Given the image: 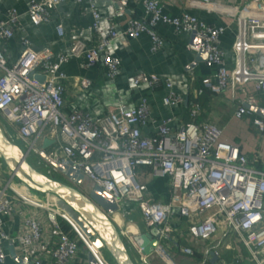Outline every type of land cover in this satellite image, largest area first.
I'll use <instances>...</instances> for the list:
<instances>
[{"label": "built area", "instance_id": "obj_1", "mask_svg": "<svg viewBox=\"0 0 264 264\" xmlns=\"http://www.w3.org/2000/svg\"><path fill=\"white\" fill-rule=\"evenodd\" d=\"M63 1L66 0H29L27 18L33 24L47 21L51 11ZM72 1L85 2L82 11L91 16L88 28L94 34L93 42L87 44L76 38L68 48L54 53L47 47L33 49L29 38L21 35L22 49L10 63L0 46L3 133L21 145L26 157L38 156L52 175L67 180L58 169L65 166L81 174L91 185L99 186L109 194L117 210L124 203H135L145 226L143 231H155L151 236H156V244L148 254L142 253V247L134 240L138 233L121 227L113 213L110 215L122 241L135 257V264H148L150 255L158 256L165 264H174L161 243L170 239L171 233L180 231L170 223L174 214L186 220L190 239H207L218 227H224L236 236L252 264H264V157L248 159L238 143L222 138V130L215 123L195 122L199 114L197 96L204 89L218 94L226 87L234 89L251 82L264 99V1L230 4L195 1L233 17L236 28L230 67L218 45L225 28L222 24L206 23L185 11L168 15L158 0H141V16H129L121 30L109 26L102 34L93 1ZM112 2L117 5L113 15L121 16L119 0ZM1 11L4 16L0 17V40H4L18 27L20 12L13 6ZM157 23L193 35L194 41H187L185 47L201 49L203 63L210 68L209 75L201 79L195 90L196 97L188 102L189 121L179 129H172L171 118L157 120L151 115L143 96L133 107L118 104L95 117L81 109L63 111L62 62L80 55L86 65L100 63L106 76L112 78L117 73L119 58L111 52L110 40L145 32L150 38L149 49L156 50L162 44L155 30ZM56 30L61 33L60 23L56 24ZM36 74L42 75V79ZM133 82L149 86L161 83L166 88L161 96L162 105L175 106L183 101L168 77L141 71L133 75ZM253 107H258V99L247 94L233 116H244L248 125L263 137L264 115L254 116ZM146 125L154 128L152 135L142 132ZM44 139L51 143L42 147ZM137 167H147V177L168 179L167 201L153 200L148 195L145 182L134 172ZM13 178L0 161V264L7 257L3 243L12 231L11 241L21 263L71 264L78 255H84L79 241L87 253L90 251L66 214L55 207V196L42 193L44 200L40 202L30 195L28 187ZM179 251L183 255L192 252L189 246H181ZM91 255L97 264H107L98 251L97 256Z\"/></svg>", "mask_w": 264, "mask_h": 264}, {"label": "crops", "instance_id": "obj_2", "mask_svg": "<svg viewBox=\"0 0 264 264\" xmlns=\"http://www.w3.org/2000/svg\"><path fill=\"white\" fill-rule=\"evenodd\" d=\"M92 1L99 13V27L102 34L109 26L119 31L123 28L127 17L143 14L141 0H119L120 7L123 9L121 16L113 15L117 5L112 0ZM195 1L158 0L163 12L168 15H178L185 11L194 14L206 23L224 25L225 28L219 36L218 45L230 67L233 62L231 44L236 28L233 17L224 11L196 4ZM214 1L230 4L241 3L244 0ZM28 2L29 0H0V9L13 6L20 12L18 27L14 29L9 38L0 40L3 55L8 63L16 60L22 49L21 35L29 38L30 46L33 49L47 47L54 53L68 48L76 38L87 44L95 40L93 32L88 28L91 16L89 12L82 11V5L85 2L77 3L72 0L60 2L51 11L49 20L37 24L31 23L27 18ZM3 16L4 13L1 11L0 17ZM57 23L61 24V33L56 30ZM155 30L162 38V44L153 51L149 49L150 38L145 32L132 38L118 37L110 40L109 48L119 58L117 73L112 78L106 76L105 69L100 63L86 65L80 55L71 56L62 62L60 68L65 74L62 78L63 111L81 109L95 117L106 113L110 107L118 104H123L128 108L133 107L139 97L143 96L148 102L151 115L157 120L171 118L169 124L172 129H179L189 121L188 102L196 97L195 90L200 85L201 79L209 75L210 68L204 65L203 57L197 51L185 47L187 41H194L191 34L177 32L166 23H157ZM141 71L170 78L172 88L183 97L181 104L162 105L161 96L165 93L166 88L161 83H155L153 86L144 82L134 83L133 75ZM83 79L86 82L82 81ZM247 94L258 99V107H264V99L260 98V92L253 89L251 82H246L243 86L240 85L234 89L226 87L218 94L204 89L197 96L199 114L195 122L215 123L221 128L223 139L238 143L248 159L257 158L260 160L264 157V136L261 137L258 145L252 131L243 136L239 120L245 119V117L235 118L233 116L236 106ZM253 115L258 116L259 114L254 113ZM244 127L243 129L246 131L250 128L247 121ZM142 132L152 135L154 128L151 125H146L142 128ZM259 163L260 161L256 164ZM148 171L149 169L146 167L136 168L138 179L145 182L148 195L153 200L167 201L169 198L168 179L166 177H147ZM126 204L124 203L117 212L113 213L114 220L121 227L127 228L129 232H142L145 230V226L140 219L139 212L137 211V217L132 219L134 207ZM170 221L176 230L180 229L179 232L171 233L170 239L164 240V247L170 253L174 264H252L236 236L224 227H218L207 239H190L187 234V222L183 217L174 214ZM12 238L13 231L9 239L3 243L7 254L4 264H21L16 257ZM172 243H175V247L171 245ZM181 246L191 247V254L183 255L179 251ZM129 252L132 260L136 261L130 250ZM194 254L199 257L198 260L192 258ZM85 258L83 254L78 255L71 264H86ZM212 258L214 260L210 261ZM148 264L165 263L158 256L150 255Z\"/></svg>", "mask_w": 264, "mask_h": 264}, {"label": "water", "instance_id": "obj_3", "mask_svg": "<svg viewBox=\"0 0 264 264\" xmlns=\"http://www.w3.org/2000/svg\"><path fill=\"white\" fill-rule=\"evenodd\" d=\"M197 52L204 58V52L201 49ZM36 77L39 80L42 79V75L36 74ZM253 110L261 116L264 115V108L253 107ZM50 143L51 140L44 139L42 147ZM40 154L44 155L43 152ZM0 157L10 174L26 187L39 193H49L55 196L59 203L72 213L75 223L81 228L86 238L89 235L88 232L93 233L95 237L89 239L91 245L93 247L103 246L114 264H135L117 231L116 224L110 217L118 210L108 193L97 185H90L86 191H81L77 186L83 179L82 175L65 166H58V169L68 180H66L67 183L36 169L27 161L25 150L9 139L1 128ZM154 232V230L142 231L134 236V240L142 247V253L148 254L155 246L156 236H151ZM213 260L214 258L210 261ZM85 261L86 264H97L90 252L86 254Z\"/></svg>", "mask_w": 264, "mask_h": 264}, {"label": "rangeland", "instance_id": "obj_4", "mask_svg": "<svg viewBox=\"0 0 264 264\" xmlns=\"http://www.w3.org/2000/svg\"><path fill=\"white\" fill-rule=\"evenodd\" d=\"M242 120V121H241ZM241 120H239L240 121V124L242 125L241 126V130H242V132H243V136H245L246 134H249V132L250 131H252L253 132V135H255V137H256V144L258 145L259 144V142H260V140H261V136L252 128V127H250V128H248V130L246 131V130H244L243 129V127L244 126H246V120L244 119V118H242ZM244 122V123H243ZM245 128V127H244ZM243 138V137H242ZM16 143H17V141H15ZM21 146V145H20ZM27 160L36 168V169H38V170H40L41 172H44V173H47L48 175H52L51 173H49L48 171H47V168L44 166V164L41 162V160L39 159V157L38 156H36V155H33V154H28L27 155ZM135 170L136 169H134V172H135ZM53 176V175H52ZM15 181H16V179L15 178H13ZM60 180L61 181H64L65 183H67L66 182V180L65 179H62V178H60ZM91 184H90V182L88 181H86L85 179H82V181H81V183L77 186L81 191H86V189L90 186ZM29 193H30V195L33 197V198H35V199H37L38 201H40V202H42L43 200H44V197H43V194L42 193H39V192H36V191H33V190H31V189H29ZM54 204H55V207L57 208V209H59V210H61L63 213H65L66 214V216L69 218V220L71 221V223L74 225V227H75V229H76V231H77V233L79 234V236H81L82 237V239L86 242V244H87V247L89 248V250L90 251H88V252H91V253H93V254H95L96 256H97V251H98V253H100L101 254V256L103 257V259L108 263V264H114L113 262H112V260H111V258L110 257H108V254H107V252L103 249V246H100V247H93L92 245H91V243H90V241H89V239L91 240L92 238H94L95 236L93 235V233H90V232H88L89 233V235H87L88 237V239L83 235V231L81 230V228H79V226H77V224L75 223V221H74V219H73V215H72V213H70V212H68L66 209H65V207L61 204V203H59V201L57 200V199H55L54 200ZM128 204H130V206L133 208L134 207V212H133V215L131 216L132 217V219H135L136 217H137V206H136V204L135 203H127L126 205L128 206ZM86 231H88V230H86ZM85 232V231H84ZM235 237V236H234ZM164 246H165V244H164V240L161 242ZM79 249L82 251V253H84V257H86L85 255H86V251H85V249H84V247L82 246V245H80L79 246Z\"/></svg>", "mask_w": 264, "mask_h": 264}, {"label": "trees", "instance_id": "obj_5", "mask_svg": "<svg viewBox=\"0 0 264 264\" xmlns=\"http://www.w3.org/2000/svg\"><path fill=\"white\" fill-rule=\"evenodd\" d=\"M263 102H264V101H263ZM17 144H18V143H17ZM0 161H1V163L6 167V165L4 164L3 160L1 159V157H0ZM27 161H28V160H27ZM28 162H29V161H28ZM29 163H30V162H29ZM30 164H31V163H30ZM146 168H147V167H146ZM51 176H52V175H51ZM52 177H53L54 179L60 180V178L57 177V176H55V175H53ZM16 181H18V180L16 179ZM78 243H79V245H82L81 241H79ZM171 245H172L173 247H175V243H172ZM125 246H126V245H125ZM126 248H127V251H128V253H129V255H130V252H129V249H128L127 246H126ZM103 249H104V248H103ZM104 250H105V249H104ZM166 250H167V249H166ZM105 251H106V250H105ZM107 254H108V253H107ZM192 256H193L192 258H193L194 260H198V258H199V257L196 256L195 254L192 255ZM108 257H110L109 254H108ZM130 257H131V256H130ZM110 258H111V257H110ZM111 260H112V259H111ZM112 262H113V260H112ZM113 263H114V262H113Z\"/></svg>", "mask_w": 264, "mask_h": 264}]
</instances>
